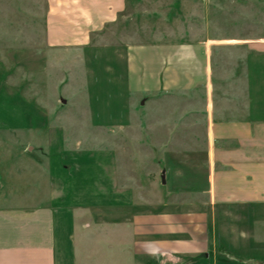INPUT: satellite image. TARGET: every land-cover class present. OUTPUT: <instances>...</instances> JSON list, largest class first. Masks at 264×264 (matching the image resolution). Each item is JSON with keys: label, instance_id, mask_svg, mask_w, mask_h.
<instances>
[{"label": "crops", "instance_id": "0c3cea01", "mask_svg": "<svg viewBox=\"0 0 264 264\" xmlns=\"http://www.w3.org/2000/svg\"><path fill=\"white\" fill-rule=\"evenodd\" d=\"M37 1L18 8L21 1L0 0V25L8 15L9 22L17 16L23 21L24 13L38 21ZM43 1V34L30 33L32 50L26 53L87 52L127 6V0ZM223 1L239 6L244 33H215L209 27L208 40L198 45L160 46L158 62L154 58L138 72L130 67L133 76L120 91L123 99L126 93L146 100L150 116L158 104L160 118H176L178 127L189 126L192 139H198L190 147L198 152L191 158L193 209L172 203L136 213L131 207L121 220L116 213L110 226L98 223V231L122 232L129 264H264V0ZM248 6L255 7L253 14ZM10 36L0 32V52L8 44L2 38ZM150 50L137 47L139 53ZM0 146L7 150L5 143ZM166 147L158 143V149ZM5 160L0 161V264H78V245L86 236L81 229H91L86 219L98 209L82 201L98 197L97 191H85L93 182L80 173L73 179L69 172L59 192L49 165L22 160L10 175ZM111 194L119 197L118 191Z\"/></svg>", "mask_w": 264, "mask_h": 264}, {"label": "rangeland", "instance_id": "374dc122", "mask_svg": "<svg viewBox=\"0 0 264 264\" xmlns=\"http://www.w3.org/2000/svg\"><path fill=\"white\" fill-rule=\"evenodd\" d=\"M16 1H21L20 8L36 0ZM37 3L38 21L24 13L23 21L13 16L9 22L8 15L0 25V32L12 37L2 38L8 44L0 52V129H5L0 143L7 147L0 146V161L6 159L1 163L10 175L22 160L49 165L59 192L64 175L86 176L93 183L88 182L85 191H97L98 197L82 201L98 209L86 219L91 229H81L86 236L78 245V264H129L122 232L116 227L98 231V223L110 226L116 213L121 220L131 207L146 213L156 212L159 204L191 206V158L198 156L190 148L189 126L178 127L172 116L160 118L158 104L150 116L146 100L126 93L127 98L121 97L127 77L133 76L130 67L138 72L144 63L152 64L154 58L158 62L160 46L190 47L208 40L209 27L215 33L240 35L245 32L244 15L232 1L127 0L124 14L93 38L87 52L48 55L25 52L32 50L30 33L43 34L45 1ZM254 9L247 10L253 14ZM143 46L153 50L137 52ZM20 126L22 133L15 131ZM160 127L166 132L160 133ZM159 142L166 149H158ZM112 190L119 197H112ZM81 224L79 220L77 228ZM221 232L220 227V238Z\"/></svg>", "mask_w": 264, "mask_h": 264}, {"label": "water", "instance_id": "95a60500", "mask_svg": "<svg viewBox=\"0 0 264 264\" xmlns=\"http://www.w3.org/2000/svg\"><path fill=\"white\" fill-rule=\"evenodd\" d=\"M65 102V101H64ZM163 183H165V180H163Z\"/></svg>", "mask_w": 264, "mask_h": 264}]
</instances>
